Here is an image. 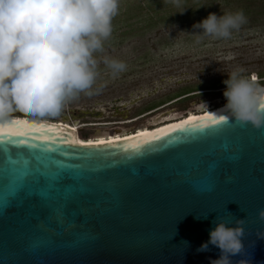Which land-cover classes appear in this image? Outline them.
I'll return each instance as SVG.
<instances>
[{
    "label": "water",
    "instance_id": "1",
    "mask_svg": "<svg viewBox=\"0 0 264 264\" xmlns=\"http://www.w3.org/2000/svg\"><path fill=\"white\" fill-rule=\"evenodd\" d=\"M208 116L228 122L171 131ZM15 121L53 129L47 135L56 144L29 140L35 147L26 148L17 143L25 138L12 137L22 155L5 160L9 145L0 142V264H210L220 249L197 250L216 222L235 226L237 219L245 249L233 264L242 257L264 264V127L222 109L112 148L82 147L76 132L41 120L12 118L3 130L16 131ZM162 132L168 135L127 148ZM19 192L25 196L6 213ZM33 194L42 199H27ZM64 207L67 216L58 211ZM34 237L47 245H32Z\"/></svg>",
    "mask_w": 264,
    "mask_h": 264
},
{
    "label": "rangeland",
    "instance_id": "2",
    "mask_svg": "<svg viewBox=\"0 0 264 264\" xmlns=\"http://www.w3.org/2000/svg\"><path fill=\"white\" fill-rule=\"evenodd\" d=\"M238 11L245 23L228 38L193 29L209 13ZM94 56L91 94L79 93L57 117L36 118L96 143L145 133L186 113H209L226 101L227 73L239 71L264 86V0H120L113 33ZM105 57L124 62L125 70L113 74Z\"/></svg>",
    "mask_w": 264,
    "mask_h": 264
},
{
    "label": "clouds",
    "instance_id": "3",
    "mask_svg": "<svg viewBox=\"0 0 264 264\" xmlns=\"http://www.w3.org/2000/svg\"><path fill=\"white\" fill-rule=\"evenodd\" d=\"M119 9L120 0H0V126L18 111L31 117H57L79 93L91 94L98 64L94 53L112 35ZM244 23L242 11L219 17L209 13L193 29L228 38ZM103 62L113 74L126 68L120 60L105 57ZM227 75L223 109L241 124L264 127V86L239 71ZM200 107L207 105L201 101ZM259 218L264 220V209ZM243 224V219H237L235 226L216 222L197 251L216 246L220 256L210 264H233L231 257L245 249ZM236 264L249 261L242 257Z\"/></svg>",
    "mask_w": 264,
    "mask_h": 264
},
{
    "label": "snow or ice",
    "instance_id": "4",
    "mask_svg": "<svg viewBox=\"0 0 264 264\" xmlns=\"http://www.w3.org/2000/svg\"><path fill=\"white\" fill-rule=\"evenodd\" d=\"M264 107V106H262ZM228 122V118H226L225 116H220L219 118L217 117H213V116H208L206 118V122L205 121H201V122H185L184 124L178 125L176 127H174L173 129H171V131H177V130H184L186 128H207V127H211L214 125H218L220 123H227ZM13 127H15L16 131L14 132H5L3 130V127L0 126V142L6 143L9 145L7 152L5 154V160L9 159V158H16L19 155H22V153H20L17 149V147L15 145H13V142L11 141L12 137H22L25 138L23 140L18 141L17 143L21 146H24L26 148H34L35 144H29V140L31 141H41L43 143L49 144V145H54L56 144V141L52 138L49 137L47 134L48 132L54 131L51 128H47L45 126L42 125H35V124H28L27 122H21V121H15L13 122ZM30 131H39L40 135L39 136H31L29 138V132ZM168 135V132H162L160 134H149L148 136L143 137L142 139H138V140H129L127 142V148H131L134 150L140 149L142 147H144L145 145L150 144L151 142L157 140V139H161L163 136ZM7 137V140H5L4 138ZM66 143H68L69 145H75V140L74 139H67L65 141ZM80 146L82 147H101V146H105V147H118L119 144L116 141H111L108 142L107 144H105L104 141H98L96 142V144H93L92 141H88L87 144H84V142H81ZM25 194L24 192H19L17 193L16 197L10 202V205L8 208L5 209V212H9V211H14L15 210V204L16 201L21 198L24 197ZM27 199L29 200H37V199H42V197H40L37 194H33L29 197H27ZM62 215L67 216L68 215V210L66 207L61 208L58 210ZM30 243L32 245H47V241L42 238V237H34L33 240L30 241Z\"/></svg>",
    "mask_w": 264,
    "mask_h": 264
},
{
    "label": "bare ground",
    "instance_id": "5",
    "mask_svg": "<svg viewBox=\"0 0 264 264\" xmlns=\"http://www.w3.org/2000/svg\"><path fill=\"white\" fill-rule=\"evenodd\" d=\"M223 109V106H222V108H220V109H218V110H215V111H212V112H209V113H206V111H207V109L205 110V109H203L202 111L203 112H201V111H199V113H196V114H198L197 116H195V117H189L190 116V113H189V116H187V117H185V118H180V119H175V120H172V121H169V122H167V123H172V124H169V125H173V124H176V123H179V122H183V121H186V120H193V119H196V118H199L200 116H203V115H210V114H213L214 112H218L219 110H222ZM36 121H38V120H36ZM47 123H51V122H49V121H46ZM58 126H64V127H66V128H69L70 130H72V131H74V132H76L73 128H71V127H69V126H66V125H63V123H56ZM165 124V123H164ZM169 125H163V127H166V126H169ZM163 127H159V128H157V129H160V128H163ZM157 129H155V130H157ZM152 131H154V130H152ZM152 131H145V133H141V134H136V135H132V136H129V137H126V138H122V139H117V140H113V141H116V142H121V141H123V140H128V139H130V138H133L134 136H139V135H143V134H148L149 132H152ZM81 142H84V144H87V143H85V141H79V139H78V134H77V132H76V143H78V144H81ZM108 142H111V141H106L105 142V144H107ZM96 144V143H95Z\"/></svg>",
    "mask_w": 264,
    "mask_h": 264
},
{
    "label": "flooded vegetation",
    "instance_id": "6",
    "mask_svg": "<svg viewBox=\"0 0 264 264\" xmlns=\"http://www.w3.org/2000/svg\"><path fill=\"white\" fill-rule=\"evenodd\" d=\"M191 94H193V93H191ZM188 95H190V94H188ZM185 96V95H184ZM187 96V95H186ZM192 96H194V95H190V96H187L186 98H189V97H192ZM183 97V96H182ZM182 97H180V98H182ZM179 101H181V100H179ZM220 108H222V107H220ZM153 111H155V109L153 110ZM150 112H152V111H150ZM206 113H208V112H206ZM198 115V114H197ZM196 115V116H197ZM12 118H21V119H38V118H36V117H31V116H27V115H22V114H19V115H13V117ZM39 120V119H38ZM41 121H43V120H41ZM49 122H51V121H49ZM170 124H172V123H170ZM166 125H168V124H166ZM160 127H162V126H160ZM157 128H159V127H157ZM157 128H153L152 130H155V129H157ZM151 130V131H152ZM135 135V134H134ZM132 136V135H131Z\"/></svg>",
    "mask_w": 264,
    "mask_h": 264
},
{
    "label": "trees",
    "instance_id": "7",
    "mask_svg": "<svg viewBox=\"0 0 264 264\" xmlns=\"http://www.w3.org/2000/svg\"><path fill=\"white\" fill-rule=\"evenodd\" d=\"M194 93V92H193ZM188 94H191V93H188ZM188 94H185V95H188ZM34 120H37V119H34ZM151 131V130H150ZM88 140L85 141V143H87ZM93 144H95V142H93Z\"/></svg>",
    "mask_w": 264,
    "mask_h": 264
},
{
    "label": "built area",
    "instance_id": "8",
    "mask_svg": "<svg viewBox=\"0 0 264 264\" xmlns=\"http://www.w3.org/2000/svg\"><path fill=\"white\" fill-rule=\"evenodd\" d=\"M260 82V81H259Z\"/></svg>",
    "mask_w": 264,
    "mask_h": 264
}]
</instances>
